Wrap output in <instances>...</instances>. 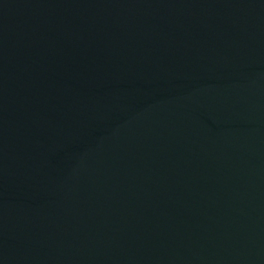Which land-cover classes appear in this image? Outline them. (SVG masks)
<instances>
[{"label":"water","instance_id":"95a60500","mask_svg":"<svg viewBox=\"0 0 264 264\" xmlns=\"http://www.w3.org/2000/svg\"><path fill=\"white\" fill-rule=\"evenodd\" d=\"M0 264H264V0H0Z\"/></svg>","mask_w":264,"mask_h":264}]
</instances>
